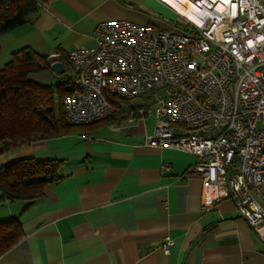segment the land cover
<instances>
[{"label": "crops", "instance_id": "crops-1", "mask_svg": "<svg viewBox=\"0 0 264 264\" xmlns=\"http://www.w3.org/2000/svg\"><path fill=\"white\" fill-rule=\"evenodd\" d=\"M37 1L26 23L0 35V51L28 46L59 60L93 45L99 21L173 27L144 12L141 0ZM55 76L51 70L29 79L51 83ZM154 125L152 113L131 123L103 120L1 153L0 168L20 158L60 159L61 178L33 199L2 200L0 192V220L17 218L24 232L0 264H264V242L230 199L202 208L201 180L189 171L195 156L144 144Z\"/></svg>", "mask_w": 264, "mask_h": 264}, {"label": "built area", "instance_id": "built-area-1", "mask_svg": "<svg viewBox=\"0 0 264 264\" xmlns=\"http://www.w3.org/2000/svg\"><path fill=\"white\" fill-rule=\"evenodd\" d=\"M158 1L177 15L172 28L103 20L93 45L66 52L65 119L87 125L123 111L131 123L152 113L144 144L194 155L202 208L230 199L264 242V0H172L190 3L193 16ZM108 95L142 100L124 108Z\"/></svg>", "mask_w": 264, "mask_h": 264}, {"label": "trees", "instance_id": "trees-1", "mask_svg": "<svg viewBox=\"0 0 264 264\" xmlns=\"http://www.w3.org/2000/svg\"><path fill=\"white\" fill-rule=\"evenodd\" d=\"M37 10V0H0V35L26 23ZM58 58L63 72L58 81L49 84L33 81L29 75L51 71L50 63L54 58L28 46L12 51L9 60L0 68V154L31 140L65 134L96 123L78 125L66 121L62 97L70 90L71 66L66 53H61ZM107 98L118 107L131 104L115 95ZM123 119H127V114L120 111L97 122ZM60 162L57 158H20L8 162L0 168L1 199L42 196L47 184L61 178L57 173ZM23 235L17 218L0 220V254L15 245Z\"/></svg>", "mask_w": 264, "mask_h": 264}, {"label": "rangeland", "instance_id": "rangeland-1", "mask_svg": "<svg viewBox=\"0 0 264 264\" xmlns=\"http://www.w3.org/2000/svg\"><path fill=\"white\" fill-rule=\"evenodd\" d=\"M141 8L144 12L148 13L150 16H152L155 19H160L163 22H166V24L174 26V24L177 21V15L175 12L165 5L164 3L158 1V0H141L140 1ZM5 37V36H4ZM3 37V38H4ZM0 38V43L4 42V39ZM7 48V49H6ZM4 51H0V68L3 66L5 62H7L10 58V50H8L7 45H3ZM7 50V51H6ZM56 79L52 80L51 83H54L60 79V75L56 74ZM48 82V81H47ZM48 83H42V84H49ZM142 99H135L131 102V104H138ZM57 109V106H56Z\"/></svg>", "mask_w": 264, "mask_h": 264}, {"label": "bare ground", "instance_id": "bare-ground-1", "mask_svg": "<svg viewBox=\"0 0 264 264\" xmlns=\"http://www.w3.org/2000/svg\"><path fill=\"white\" fill-rule=\"evenodd\" d=\"M172 1V0H169ZM172 3H174V5H176V7L182 11L183 13H186L188 15H194L196 12V9L190 4V3H184V4H178L174 1H172Z\"/></svg>", "mask_w": 264, "mask_h": 264}, {"label": "water", "instance_id": "water-1", "mask_svg": "<svg viewBox=\"0 0 264 264\" xmlns=\"http://www.w3.org/2000/svg\"><path fill=\"white\" fill-rule=\"evenodd\" d=\"M50 68L53 72H55L56 74H61L63 72V66L61 61L54 59L51 63H50Z\"/></svg>", "mask_w": 264, "mask_h": 264}]
</instances>
